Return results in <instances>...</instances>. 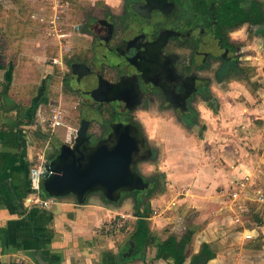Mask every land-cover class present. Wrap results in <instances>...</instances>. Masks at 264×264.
I'll return each mask as SVG.
<instances>
[{"label": "crops", "instance_id": "1", "mask_svg": "<svg viewBox=\"0 0 264 264\" xmlns=\"http://www.w3.org/2000/svg\"><path fill=\"white\" fill-rule=\"evenodd\" d=\"M103 1L114 7L121 2ZM75 8L72 6L70 13ZM66 9L63 18L68 29ZM48 13L46 0H0V264H172L173 254L160 248L169 236L176 241L186 239L181 264H191L204 243L214 253L205 264H264V202L257 201L255 209L263 212H259V219L246 221L240 214L250 211L248 202L240 196L231 201L215 190L219 180L222 185L228 181L233 184L249 173L239 165L214 170L210 160L202 162L213 154L227 156L217 141L196 140L198 169L189 175L194 185L192 198L182 190L168 200L162 193L165 188L159 187L162 194L150 197L141 207L150 230L143 248L136 249L131 240L137 220H128L127 226L118 223L119 213L134 211L127 198L109 203L97 191L84 203L68 195L56 198L47 208L25 204L36 154L44 151L50 162L52 148L70 144L76 132L64 123L63 136L54 137V129L46 134V122L55 107H63L66 91L58 71L62 62L49 69L44 62L46 57L64 58L67 53L38 20ZM82 22L74 26L68 41L81 35ZM179 129L184 131L174 127L177 132ZM181 170L173 176L176 184H184L188 178V170ZM261 184L258 189L264 194V181ZM245 231H251L253 237L245 238ZM130 248V255L125 256Z\"/></svg>", "mask_w": 264, "mask_h": 264}, {"label": "flooded vegetation", "instance_id": "2", "mask_svg": "<svg viewBox=\"0 0 264 264\" xmlns=\"http://www.w3.org/2000/svg\"><path fill=\"white\" fill-rule=\"evenodd\" d=\"M227 1L121 0L117 7L103 1L81 23L86 45L70 52L62 84L67 94L78 98L77 112L80 120L89 122L93 143L108 136L112 123H128L139 130L150 149L140 112L173 114L174 122L187 131L198 124L197 100H213L212 84L224 86L238 65L243 46L233 33L244 32L247 26L256 34L260 27L247 21L231 24ZM97 46L114 52L115 65ZM76 64L85 65L90 74L76 79L72 69L80 70ZM97 76L125 89L113 88L114 99L108 102L85 105L81 93L103 87ZM93 121L97 126L90 130ZM46 128L50 135L48 121ZM55 151L52 148L50 153ZM142 179L147 183L143 189L148 188L149 178Z\"/></svg>", "mask_w": 264, "mask_h": 264}, {"label": "rangeland", "instance_id": "3", "mask_svg": "<svg viewBox=\"0 0 264 264\" xmlns=\"http://www.w3.org/2000/svg\"><path fill=\"white\" fill-rule=\"evenodd\" d=\"M65 1H67L66 10L69 9L66 20H68L67 31L70 34L74 32L75 25L77 26L88 15L98 11L102 6L101 2H103V0H80V3L73 0ZM258 2L264 9V0H258ZM74 5H76V11L70 13V8ZM245 28L246 31L244 32L242 30L240 33H233V36H236V42L243 46L239 53L238 66L245 68V73L237 75L238 77L229 78L222 87H219L217 83H213L211 89L215 97L210 102H205L200 98L197 100L198 125L196 129L194 128L195 130L188 129L187 131L176 124L173 120V114L170 113H139L140 120H143L145 137L152 150V156L144 162H139L137 166L145 178L159 177L161 190L163 187L165 188L162 193L166 194L167 197H165L168 200L177 197L182 190L185 193L188 191L189 197L192 198L194 185L189 182V175L190 172L198 169L196 167L199 160L195 148L196 140L217 141L218 144L222 145L221 148L227 151V156L213 154L214 156L212 155L210 158H203L202 162L210 160L208 163L213 165L212 168L224 166L231 168V166L239 165L249 171V173L242 174L240 179H235L233 184L228 181L226 185H222V179L219 180V185L215 189H219L217 192L221 193L220 195L223 197L226 195L228 197V192L233 190L238 193L240 199H245V202H248L247 206L250 211L240 215L242 219L249 221L255 217L259 219V212L263 213L260 209L257 212L255 208L259 205L257 197L260 193L262 194V191L258 188L262 186L261 182L264 181V146H261L262 143L259 144L261 141L264 142V117H261L264 114V111H261L264 110V27L260 26L256 30V34H252L254 28L252 30L247 26ZM79 33L82 34L80 29ZM76 36H78L76 40L72 39L70 41L68 40L71 36L68 37L61 46L64 52H67L66 58H60L59 60L62 62V67H58V71L63 76L65 72L67 73L65 66L66 59H69L67 54L69 55L71 51L78 50L81 46L86 45L85 42V45H83L82 35ZM52 57H46L45 69L55 68V65H58L52 63ZM65 95V100L62 102L65 109L63 122L77 129L79 121L81 122V116L77 112L79 110L78 98L70 96L66 92ZM96 123V121H93L89 129H95ZM64 126H58L54 129V137L64 135ZM177 126L183 128L184 131L180 129L178 132L175 131L174 127ZM214 152L216 151L214 150ZM175 154H178L177 158ZM181 169L188 170L186 174L188 178H185L186 182L184 184H176L173 176L182 172ZM245 176L249 177L248 180ZM162 178H164L163 181ZM240 181L245 183V187L242 189L238 187ZM161 190L159 189L152 197L162 194ZM122 198L129 199L133 205L134 201L131 196L123 194ZM244 237L252 238L253 233L245 231Z\"/></svg>", "mask_w": 264, "mask_h": 264}, {"label": "water", "instance_id": "4", "mask_svg": "<svg viewBox=\"0 0 264 264\" xmlns=\"http://www.w3.org/2000/svg\"><path fill=\"white\" fill-rule=\"evenodd\" d=\"M96 50L108 60L110 65H115L112 60L114 52L98 46ZM76 65L80 67L77 72L72 66L76 79L90 74V69L85 65ZM99 82L103 87L100 85L81 93L83 104L108 102L114 99L113 88L119 91L125 89L121 83L112 84L101 78ZM88 127L89 122L82 119L73 142L64 143L56 156L50 160L52 173L42 181L44 195L56 198L71 195L79 203H84L90 194L98 191L109 203L123 199V194L131 196L135 203L133 190H143L147 186L136 166L139 161L146 160L152 153L143 135L131 124L112 123L108 136L93 143ZM130 244L134 246L133 242ZM131 250L132 248L125 253V256H129Z\"/></svg>", "mask_w": 264, "mask_h": 264}, {"label": "trees", "instance_id": "5", "mask_svg": "<svg viewBox=\"0 0 264 264\" xmlns=\"http://www.w3.org/2000/svg\"><path fill=\"white\" fill-rule=\"evenodd\" d=\"M245 3L246 6H243ZM227 7L230 13V23L237 25L241 22H249L251 25L264 27V9L260 2L257 0H228ZM230 72L231 76L241 75L245 73V68L236 65ZM238 77V76H237ZM112 119H107L108 122ZM58 150L49 155V159L56 156ZM150 185L143 190H134L132 196L135 200L134 213L140 216L137 219L136 230L131 236V240L135 243V248H143L146 241L149 239L150 230L148 226V220L145 218L147 214L141 212L143 206L147 203L148 199L156 193L160 187L159 177L149 178ZM42 188V185H41ZM186 239L182 238L179 241L173 236H169L160 246L162 251H167L174 256V262L172 264H181L184 261V245ZM214 256L213 251L209 248L208 244L204 243L198 254L193 256L191 264H205V262Z\"/></svg>", "mask_w": 264, "mask_h": 264}, {"label": "built area", "instance_id": "6", "mask_svg": "<svg viewBox=\"0 0 264 264\" xmlns=\"http://www.w3.org/2000/svg\"><path fill=\"white\" fill-rule=\"evenodd\" d=\"M46 7L49 11L48 14L38 17L39 22L43 23L46 26L47 34L57 41L60 46L62 43L71 36L67 31L66 24L64 22L63 12L67 8V1L65 0H46ZM60 58L52 57L51 61L54 64H60ZM65 115L64 107L58 106L53 109L50 114L48 124L51 129H54L58 126L63 125V117ZM52 173V168L47 159V154L44 151H40L36 154V159L30 167V192L27 197H25V204L31 205L32 203L37 204L41 207H49L55 200L56 197L45 196L41 188L43 178ZM248 180V176H245ZM238 187L242 189L245 187L243 181L238 182ZM260 192V191H259ZM228 195L231 199H237L238 193L236 191L230 190ZM257 200L264 202V194L260 193L257 197ZM154 214L157 213V210L153 211ZM140 216L136 215L133 212H124L119 213L118 223L120 226H127L128 220H137ZM239 219L236 218V221ZM250 235V234H249Z\"/></svg>", "mask_w": 264, "mask_h": 264}]
</instances>
